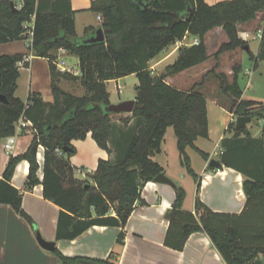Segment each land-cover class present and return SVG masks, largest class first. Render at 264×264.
<instances>
[{
	"label": "trees",
	"instance_id": "16d2710c",
	"mask_svg": "<svg viewBox=\"0 0 264 264\" xmlns=\"http://www.w3.org/2000/svg\"><path fill=\"white\" fill-rule=\"evenodd\" d=\"M11 1L0 0V43L28 39L33 32L34 55L50 61L54 101H44L37 92L30 93L26 101L16 96L18 63L24 55H0V93L8 99L0 100V139L15 134L21 118L36 128L29 148L10 156L0 180V203L12 204L32 222L22 208L21 191L12 184L17 165L27 160L29 184L42 183L44 197L61 209L58 239H74L94 225L127 224L136 204L145 203L142 190L146 183L164 172L163 165L153 156L162 151L169 126L175 130L181 164L198 181L189 149L208 159V153L196 143L200 137H209L207 97L201 90L208 75L219 80L221 92L231 101V113L254 117L264 110L262 102L242 98L240 64L233 66L232 80L225 72L217 71L216 63L191 89L167 81V77L209 59L205 38L216 27H222L227 36L216 53V61L222 53L245 46L252 53L249 43L239 34L238 24L256 19L264 11V0H222L214 4L206 0H93L89 9L101 15L99 27L106 36L104 42L97 43L86 40L99 27H88L85 35H78L71 0H22L18 10L12 9ZM188 33L198 37L199 44L181 46L176 60L163 73H155L150 62ZM61 48L79 57L80 75L58 68L55 61ZM251 57L256 64L264 60V26L259 52ZM130 74L139 79L136 104L123 119L122 127L108 111L112 102L107 82ZM62 78L80 81L85 93L76 95L63 89ZM232 128L235 135L224 138L219 165L211 167H234L248 177L244 182L248 209L240 214L217 212L198 197L194 213L184 208L186 190L177 185L176 200L166 214L169 228L165 244L182 250L192 233L204 230L228 264H246L264 255V139L253 138L247 126ZM90 132L110 155L99 159L91 177L93 183L76 177L70 161L76 153L73 141L85 139ZM40 146L45 149L42 180L38 175ZM87 183L91 184L88 188ZM253 203L259 218L251 217ZM123 239L121 232L118 242ZM54 252L60 257V264H118L114 252L106 258L69 256L57 247Z\"/></svg>",
	"mask_w": 264,
	"mask_h": 264
},
{
	"label": "crops",
	"instance_id": "0c3cea01",
	"mask_svg": "<svg viewBox=\"0 0 264 264\" xmlns=\"http://www.w3.org/2000/svg\"><path fill=\"white\" fill-rule=\"evenodd\" d=\"M13 1L16 2V0ZM92 1L71 0L72 8L75 10L76 30L80 36L85 35L88 27L97 29L102 23V19H99V14L89 9ZM206 1L214 4L222 0ZM22 4L21 2L20 5L16 4V6L21 8ZM263 26L264 11L259 12L256 19L238 24L239 34L249 42L250 48L251 40L255 39V34L259 37L257 54L260 49ZM197 38L188 33L183 39L165 48L150 62L151 69L155 73H163L166 67L176 60L179 48L183 45H191V41ZM205 41L208 46V52L211 55L210 46L214 42L217 44L218 42H226L227 36L222 27H216L207 33ZM240 51L239 48L232 50L229 55L231 56L234 53L235 56H231V58L237 60V56L241 53ZM251 52L250 55H257L252 49ZM16 53L24 55L23 60L18 63L20 76L17 81L16 96L26 101L30 93L37 92L44 101L53 102L54 94L52 91L49 59L34 55L33 50L28 46V39L0 43V55ZM66 54L73 53L64 48L59 49L56 60L60 62V56ZM251 59L253 58L251 57ZM209 60L210 57L204 63L186 69L175 76H169L167 81L179 88L188 89L184 85H194L201 82L204 75L214 68L213 63L209 64ZM60 64L62 67L70 69L73 74L80 75L81 73L79 57L75 65L69 66L65 60H62ZM258 64L254 63L255 67ZM76 65L79 68L75 67ZM240 65L239 83L243 89L242 98L263 102L247 97L245 92L249 87L250 81H248L245 88L242 87L240 77L243 67L241 63ZM232 72L233 66L229 65L227 72H225L229 80L233 79V76H230ZM247 73L251 75V70H248ZM189 76V82H186L187 80L184 81ZM119 79H112L107 82L112 103L115 101L111 97L109 84L115 80L119 82ZM61 84L63 85V82H60L62 87ZM23 86L26 88L24 97L18 92ZM62 88L70 91L64 87ZM201 90L205 93L203 89ZM206 97L209 137H200L196 143L199 148L208 153V159L202 156L201 162L194 165L190 155L192 166L199 175L198 181L188 173L180 160V167L174 173L175 176L171 178L178 186H182L186 190L184 201L186 210L197 213L196 201L199 197L214 211L240 214L248 209V196L244 189V182L248 177L234 167L223 165L222 167L212 168L210 164L212 159L220 162L224 138H231L235 135V130L231 128V124L235 120L234 115L227 106L222 105L218 101L217 97H211L214 104L212 106L209 105L208 95ZM215 107L224 110L228 114V117L224 120L222 131L218 128L216 116L213 117L211 114L212 110L214 112L216 109ZM252 121L247 125V132L253 138L264 139V127L260 129ZM35 131L36 128L32 126L22 128L17 135L11 152H7L5 148L7 138L0 139V180L3 178L10 156L24 153L32 143ZM242 136L245 137L246 133H242ZM73 144L76 147V153L70 158V161L72 166L77 168L75 176L80 179H86L89 174L92 177L98 167L99 159H108L110 157L108 151L98 145L91 132L85 139L74 140ZM44 151V147L40 146L38 150V161L40 163L38 175L41 180L43 179ZM159 163L163 165L164 172L167 174L169 164L165 161H160ZM86 166L92 169L86 171ZM29 169V162L27 160L21 161L14 172L12 184L21 191L23 196L22 208L32 218V222L23 217L12 204L0 203V264H60V257L54 250H46L40 245L37 238L38 234H41L47 240L55 241L56 247L65 255H87L106 258L114 252L118 264H228L210 235L204 230L192 233L182 250L174 249L165 244L169 228V220L166 214L173 207L176 200V188L154 180L147 182L144 186L142 198L145 203L136 204L124 227L94 225L74 239H58L57 230L61 209L57 204L44 197L42 183L33 186L29 184ZM80 174L84 176L82 177ZM250 208L252 219L259 218V216L255 215L257 205L253 203ZM121 232H124V239L122 243H119L118 237ZM262 258L263 255L261 254L246 264H259V262H262Z\"/></svg>",
	"mask_w": 264,
	"mask_h": 264
},
{
	"label": "rangeland",
	"instance_id": "374dc122",
	"mask_svg": "<svg viewBox=\"0 0 264 264\" xmlns=\"http://www.w3.org/2000/svg\"><path fill=\"white\" fill-rule=\"evenodd\" d=\"M21 2L22 0H16L15 4L20 5ZM258 42H259V37L255 34V39L251 40V49L254 53H256L258 49ZM222 44L223 42L220 43L218 42V44L214 42L210 46L211 55H210L209 64L211 65L213 63V65L215 66V64L217 63L219 66L217 69L218 72H227L229 65L234 66L236 64L241 63L243 67V72L241 73V77H240V82L242 87L245 88L248 81H250L249 87L245 92L247 97L255 98L260 101H263L262 103L264 104V60H260L258 66L255 67L254 65L255 59H251V55L249 51L247 49L239 48V50H241L240 51L241 53H239V56H237V60H233L231 58V56H235V54L233 53V55L230 56L229 52H231L232 50H229L222 53L218 61H216L217 60L215 57L216 53L220 49ZM77 58L78 57L73 54L61 55L60 62L62 60H65L67 62V65L72 66L75 65ZM75 67L79 68L78 65H76ZM248 70H251V75L247 73ZM230 76H233V72L230 73ZM189 78L190 76L186 77L184 81L187 80L186 82H189L188 81ZM199 81H201V79H199ZM61 82H63V85L61 84L62 87L74 92V94L76 95H82L85 93V88L80 83V81H76L71 78H62ZM138 83H139V79L136 74H130L125 77H122L119 79V82L117 80L110 82L109 89L111 90V97L115 101L114 103L135 99L137 95L136 87ZM119 86L122 88V92L119 91L118 88ZM184 86H186L188 89H191L193 85H184ZM201 89H203L205 91V94L208 95L209 97L208 102L210 106L214 105L211 97H217L218 101L224 103L228 108L229 106H231V101L220 90L219 80L215 78L213 75L210 74L206 77V83ZM18 92H20L24 97L26 93V88L23 86L21 90ZM215 108L216 109L214 110V112L212 110L211 114L213 117L216 116V120H217L216 123L218 125L219 130L222 131L224 128V120L228 117V114H226L224 110L219 109L218 107ZM258 109H260V107H258ZM260 111L262 112L261 114H264V110H260ZM130 114L131 113H112V119L123 127L124 126L123 119L129 116ZM232 114L234 115V119H235L232 126L236 127V118L239 115L235 113ZM261 114L260 115L255 114L252 123H255V125H257L258 128L263 129L264 118L262 117ZM77 152L79 151L77 150ZM189 153L192 156V161L194 165H196L198 162H201L202 155L198 151L194 149H189ZM179 156L180 155L177 147V137L175 135V130L174 127L169 126L166 131L165 138L162 144V151L154 155L153 159L158 162L165 161L166 163H168L169 166L167 168V175L173 177L175 176L174 173H176L178 168L180 167ZM80 168L82 169V167ZM76 169L77 168L75 167V170ZM88 169H92V168L86 166V171H88ZM80 175L82 177L84 176L83 174ZM90 178H91V174H89V177L86 176V179L84 180H89L91 183H93V181L90 180ZM261 261L262 262H259V264H264V255Z\"/></svg>",
	"mask_w": 264,
	"mask_h": 264
},
{
	"label": "water",
	"instance_id": "95a60500",
	"mask_svg": "<svg viewBox=\"0 0 264 264\" xmlns=\"http://www.w3.org/2000/svg\"><path fill=\"white\" fill-rule=\"evenodd\" d=\"M11 7L13 10L19 9L13 0L11 1ZM105 39H106L105 32H104L102 27H99L96 30V33L92 37L87 39L86 41L90 42V43H97V42H104ZM248 48H249L248 46H245V49L248 50ZM0 100L4 101V102L8 101L6 95L1 94V93H0ZM135 104H136V99L125 100V101H122L119 103H111L108 106V111L112 112V113H132L134 108H135ZM252 119H253V117L250 115H239V116H237L236 128L238 130H240V129L246 127L249 123H251ZM65 150H67V149L65 148ZM210 164L212 166H218L219 161H217L216 159H212ZM154 181L158 182V183L169 184V185L173 186L174 188H176V186H177V184L174 182V180L170 176H168L165 172L158 174L154 178ZM90 186H91L90 183H87L85 185L86 188H88ZM37 238H38L40 245L43 248H45L46 250L53 251L56 248V242L55 241L47 240L41 234H38Z\"/></svg>",
	"mask_w": 264,
	"mask_h": 264
},
{
	"label": "built area",
	"instance_id": "2783aa9c",
	"mask_svg": "<svg viewBox=\"0 0 264 264\" xmlns=\"http://www.w3.org/2000/svg\"><path fill=\"white\" fill-rule=\"evenodd\" d=\"M99 19H102V18H101V15H99ZM32 43H33V32L30 31V37L28 38V46H29L30 48H31V46H32ZM193 44H199V39H198V38H197V39H194L193 42H191V45H193ZM55 63H56V65L58 66V68H59L60 70L71 72L70 69H67V68H65V67H62L61 64H60V62H58L57 60L55 61ZM118 88H119V91L122 92V88H121L120 86H119ZM28 126H32V127H34V124H33L31 121L26 120L25 118H21V119L18 121V123H17V125H16V132H15V134L9 136V137L7 138L6 143H5V148H6L7 152H11V151L13 150L14 145H15V142H16V138H17V135H18L19 131H20L22 128H25V127H28ZM59 153H62V151L59 150Z\"/></svg>",
	"mask_w": 264,
	"mask_h": 264
}]
</instances>
